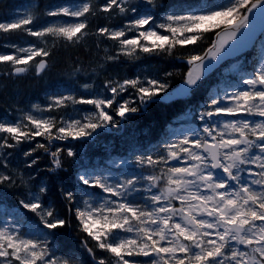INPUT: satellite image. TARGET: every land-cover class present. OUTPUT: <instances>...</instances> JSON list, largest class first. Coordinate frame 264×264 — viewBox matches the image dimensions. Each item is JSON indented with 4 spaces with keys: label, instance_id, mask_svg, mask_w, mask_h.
Here are the masks:
<instances>
[{
    "label": "snow or ice",
    "instance_id": "1",
    "mask_svg": "<svg viewBox=\"0 0 264 264\" xmlns=\"http://www.w3.org/2000/svg\"><path fill=\"white\" fill-rule=\"evenodd\" d=\"M0 91V264H264V0H27Z\"/></svg>",
    "mask_w": 264,
    "mask_h": 264
},
{
    "label": "trees",
    "instance_id": "2",
    "mask_svg": "<svg viewBox=\"0 0 264 264\" xmlns=\"http://www.w3.org/2000/svg\"><path fill=\"white\" fill-rule=\"evenodd\" d=\"M36 2H38L41 8H43L46 5L58 3L59 0H36ZM26 3L27 0H0V18L4 17L6 11H10L15 7L23 8ZM70 55H75V53H66L64 51L58 52V66L62 67ZM42 83L43 82H41V84H35L31 80H23L15 84L9 82L6 91L9 95H15L16 99H19L24 103L38 99L42 100ZM17 89L19 90V95H16ZM5 107V95L4 92L0 91V116L5 115Z\"/></svg>",
    "mask_w": 264,
    "mask_h": 264
}]
</instances>
